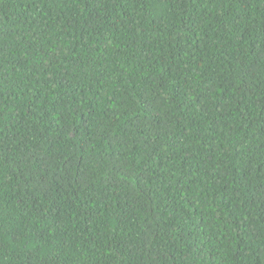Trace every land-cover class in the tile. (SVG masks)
Here are the masks:
<instances>
[{
	"label": "trees",
	"instance_id": "obj_1",
	"mask_svg": "<svg viewBox=\"0 0 264 264\" xmlns=\"http://www.w3.org/2000/svg\"><path fill=\"white\" fill-rule=\"evenodd\" d=\"M0 264H264V0H0Z\"/></svg>",
	"mask_w": 264,
	"mask_h": 264
}]
</instances>
